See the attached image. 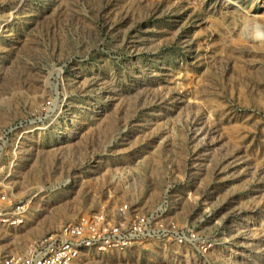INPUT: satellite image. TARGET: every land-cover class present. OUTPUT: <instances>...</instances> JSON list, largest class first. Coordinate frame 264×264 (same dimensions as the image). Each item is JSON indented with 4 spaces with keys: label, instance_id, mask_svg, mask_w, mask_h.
Returning <instances> with one entry per match:
<instances>
[{
    "label": "rangeland",
    "instance_id": "rangeland-1",
    "mask_svg": "<svg viewBox=\"0 0 264 264\" xmlns=\"http://www.w3.org/2000/svg\"><path fill=\"white\" fill-rule=\"evenodd\" d=\"M3 140L2 256L168 200L192 243L78 264H264V0H0Z\"/></svg>",
    "mask_w": 264,
    "mask_h": 264
},
{
    "label": "built area",
    "instance_id": "built-area-1",
    "mask_svg": "<svg viewBox=\"0 0 264 264\" xmlns=\"http://www.w3.org/2000/svg\"><path fill=\"white\" fill-rule=\"evenodd\" d=\"M6 145V140L0 142V186L4 181L1 164ZM9 201L6 191L0 189V222L22 223L25 206H13ZM5 203L8 205L3 206ZM130 208L128 204L121 205L116 219L105 211L84 214L34 240L24 254L0 255V264H78L85 253L130 251L142 240L178 244L195 240L191 229L181 230L174 222L164 220L170 211L168 200L146 214L133 215Z\"/></svg>",
    "mask_w": 264,
    "mask_h": 264
},
{
    "label": "crops",
    "instance_id": "crops-1",
    "mask_svg": "<svg viewBox=\"0 0 264 264\" xmlns=\"http://www.w3.org/2000/svg\"><path fill=\"white\" fill-rule=\"evenodd\" d=\"M143 249V246L142 245H140V244H137L136 246H135V248H134V250H142Z\"/></svg>",
    "mask_w": 264,
    "mask_h": 264
}]
</instances>
